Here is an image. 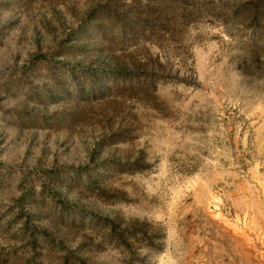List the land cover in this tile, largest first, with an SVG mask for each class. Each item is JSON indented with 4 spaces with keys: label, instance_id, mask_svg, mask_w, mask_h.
<instances>
[{
    "label": "rangeland",
    "instance_id": "374dc122",
    "mask_svg": "<svg viewBox=\"0 0 264 264\" xmlns=\"http://www.w3.org/2000/svg\"><path fill=\"white\" fill-rule=\"evenodd\" d=\"M0 264H264V0H0Z\"/></svg>",
    "mask_w": 264,
    "mask_h": 264
},
{
    "label": "trees",
    "instance_id": "16d2710c",
    "mask_svg": "<svg viewBox=\"0 0 264 264\" xmlns=\"http://www.w3.org/2000/svg\"><path fill=\"white\" fill-rule=\"evenodd\" d=\"M100 18H102V17H100Z\"/></svg>",
    "mask_w": 264,
    "mask_h": 264
}]
</instances>
